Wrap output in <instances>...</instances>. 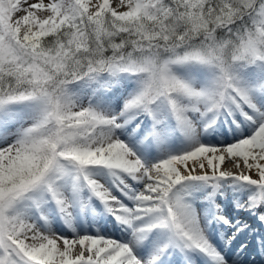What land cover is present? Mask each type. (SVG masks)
<instances>
[{"label": "snow or ice", "instance_id": "6c2138e0", "mask_svg": "<svg viewBox=\"0 0 264 264\" xmlns=\"http://www.w3.org/2000/svg\"><path fill=\"white\" fill-rule=\"evenodd\" d=\"M0 264H264V0H0Z\"/></svg>", "mask_w": 264, "mask_h": 264}, {"label": "bare ground", "instance_id": "6f19581e", "mask_svg": "<svg viewBox=\"0 0 264 264\" xmlns=\"http://www.w3.org/2000/svg\"><path fill=\"white\" fill-rule=\"evenodd\" d=\"M223 167H230V165H227V164H225ZM251 222V221H250ZM238 246V245H237ZM251 247V246H250ZM255 252H254V248H251V252H250V255L252 256V258L253 259H256V260H258L259 259V257L258 256H254L255 254H254Z\"/></svg>", "mask_w": 264, "mask_h": 264}, {"label": "rangeland", "instance_id": "374dc122", "mask_svg": "<svg viewBox=\"0 0 264 264\" xmlns=\"http://www.w3.org/2000/svg\"><path fill=\"white\" fill-rule=\"evenodd\" d=\"M113 5L117 6L118 5V0H113Z\"/></svg>", "mask_w": 264, "mask_h": 264}]
</instances>
